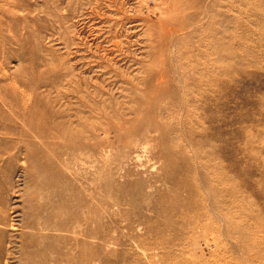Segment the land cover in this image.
I'll list each match as a JSON object with an SVG mask.
<instances>
[{
	"label": "rangeland",
	"instance_id": "1",
	"mask_svg": "<svg viewBox=\"0 0 264 264\" xmlns=\"http://www.w3.org/2000/svg\"><path fill=\"white\" fill-rule=\"evenodd\" d=\"M208 8L213 16L210 31L217 30L220 21L223 25V87L218 100L212 95L213 86L208 90L205 106L210 119L200 121L203 108L198 86L192 90L195 98L191 109L203 132L219 139L217 144L223 139L225 160L230 161L226 155L234 152L236 167L227 162L224 167L236 172L240 191L246 197L244 206L261 216L259 223H248L264 229V0H0V145L10 147L8 155L0 151L5 161L0 165V181L19 186L8 193L15 208L9 215L12 227L21 223L19 188H23L24 180L29 196L37 199L44 190L35 182L48 184L42 203L49 208L55 200L53 187L61 185L70 205L68 213H78L75 205L79 202L80 208L85 206L86 215L90 203L96 211V264H152L151 258L158 261L153 251L143 252L130 245L126 218L135 221L140 216L151 217L150 206L158 203V191L167 189L165 176L176 165L166 153L185 144L192 155L190 144L193 146L199 136L193 139L175 121L168 122L167 112L161 108L150 117L157 121L153 137L129 138L131 128L143 114L128 107L134 103L132 97L143 101L145 93L157 85L169 87L163 77L179 76L180 59L198 39L197 33H192L206 23ZM200 11L201 20L192 21ZM182 34L192 35L185 42V57L179 58L174 56V48ZM85 99L89 103L85 104ZM162 102L159 100L158 105ZM90 103H95L96 109L91 110ZM103 107L109 111L126 108V126L118 119V112L113 117ZM89 111L94 117V131L83 134L81 142L93 145L92 154L74 147L78 144L74 139H82V129L88 130L78 123L86 125ZM163 123L171 127L169 139L162 140L158 135ZM37 127L50 134L42 137ZM19 146L34 153L36 162L24 164ZM130 152L138 159L124 163ZM77 154L84 158L82 164L74 160ZM54 163H59V173L42 171ZM24 169L35 171L30 186L23 178ZM6 232L7 238L15 241L16 231L8 226ZM234 239L224 238L229 245ZM106 240L108 245L104 244ZM6 245L11 253H19L17 246L10 242ZM177 248L172 250L177 253ZM231 254L229 264H264L251 260L242 246H232ZM1 264L21 262L17 254H4Z\"/></svg>",
	"mask_w": 264,
	"mask_h": 264
},
{
	"label": "bare ground",
	"instance_id": "2",
	"mask_svg": "<svg viewBox=\"0 0 264 264\" xmlns=\"http://www.w3.org/2000/svg\"><path fill=\"white\" fill-rule=\"evenodd\" d=\"M207 12L208 19L206 23L199 31L192 33H197L198 39L189 45V53L186 57L183 55L185 42L192 34H182L177 37L174 56L185 57L182 58L183 60L180 59L182 72L180 70L179 76L175 78L170 75L163 77L165 83L170 85L169 87L162 88V84L157 85L155 89H150L145 93L143 101H137L132 97L131 101L134 103H130L128 107L130 110L138 112V114H143L137 119L139 123L131 128L129 138L140 137L146 139L147 137H153L151 133L156 131L153 127L154 122L157 124V121H153V118L150 117L155 115L161 108H165L168 122L170 119L175 121L177 125H180L181 130L186 131L193 139L199 136V140H196L198 138L193 140V146L190 144L189 149L194 148L192 155L189 154L188 147L185 144L176 151L166 153L169 159L173 158L175 160L176 165L174 170L168 172V175L165 176L167 189L158 191V203L150 206L151 217L140 216V219L138 218L135 221L126 218V236L129 237L130 245L138 250H143V252L153 251L152 256H158L159 259L156 261L151 258L152 264H229L230 262L227 259L232 256V246H242V250H248L252 257L251 260L264 261V229L258 225L248 223L249 221L259 223L261 216L248 205H246L247 207L244 206L243 203L246 201V197L240 191L236 172H228L224 167L227 162L234 169L237 158H234V152H230L226 155V158H229L230 161L225 160L223 139L220 144H217L219 139H211L205 131H202L203 126H199L200 121L207 120L209 117L205 106L209 100L208 90L213 86L212 95L218 100L223 87L222 76L224 74V68L220 63L223 61V25H221V21L218 22L217 30L211 32L213 16L209 15V8ZM201 15L202 12L200 11L198 17L191 20H201ZM175 30L179 29L176 28ZM211 37L213 38L212 53L210 52ZM211 60H213L212 66H210ZM197 86L199 88V100L203 108L200 121L195 118V112L191 109L195 98L192 90ZM159 100L164 102L158 105ZM87 103H89L88 100L85 104ZM88 107L91 110L96 109L95 103H90ZM102 110L105 113L109 112L113 117H117L116 113L118 112V119L120 118L121 124L126 126V108L120 107L117 110L109 111V109L103 107ZM134 111L130 113H134ZM86 114L87 117L85 118H88L86 119V125L83 126L78 123L82 128L87 127L88 129L86 132H83L82 129L79 135L81 138L88 131H94L95 127L92 112L89 111ZM53 126H55L54 123ZM170 128V125L162 124L158 132L162 140L164 138L169 139ZM120 129L126 131L124 127ZM39 130L37 127L36 132H39L42 137L50 134V131ZM261 131L263 132V130ZM262 132L259 133L262 134ZM20 140L22 141V139ZM83 140V138L74 139L78 143L74 147L80 150L86 149V153L92 154L93 145L88 146L87 143L81 142ZM27 141L29 139H25V142ZM1 143H3V140L0 139ZM0 148L3 154L8 155L9 146L4 144L0 145ZM60 148H63V146ZM257 148L259 147L257 146ZM18 149L23 154L24 164L31 165L32 162H36L34 153L27 152L26 149L23 151L24 149L22 150L20 146ZM240 150H243V148H240ZM245 153H248V151ZM250 155L252 154L250 153ZM76 156L78 157H75L74 160L82 164L84 158L78 154ZM10 158L12 157L10 156ZM137 159L138 155L130 152L126 155L124 163H131ZM244 159L247 160L246 157ZM4 163V157L0 155V165ZM58 165L59 163H54V166L53 164L46 165L42 171L53 170L59 173ZM22 173L23 178L30 186L35 171L32 173L30 170L24 169ZM246 177L250 179L248 176ZM35 183L38 188L44 191L47 189V183ZM137 186H141V183H137ZM18 187L0 181V264L4 254L5 256L17 254L21 264H96L98 252L95 243L96 228L94 225L97 218H95L96 211L92 203L86 208L87 215L83 211L85 206L82 208L78 206L80 202L75 205L79 209L78 213H68L66 210L70 205L64 193V186L58 185L52 189L55 200L49 208L42 203L46 199L45 192L41 193L40 199H37V196L30 197L29 187L25 186L24 180L23 188H19L20 191L18 190L20 192L19 198L22 197V200H19L21 205L18 213L21 223L17 227H12L9 215L15 208L11 207V198L8 197V193L10 191L14 192ZM153 187H156V185ZM92 195L89 196L91 201L94 200ZM145 197L149 198L148 195ZM8 226L16 231L13 238L15 241L7 238L6 230ZM226 237H233L237 240L234 239V243L229 245L224 240ZM6 242L17 246L19 253H11ZM109 243L106 240L104 244L108 245ZM173 247H178L177 250L180 253H178L179 251L175 253L172 250ZM251 250H253L252 254ZM128 251L132 257L135 256L130 249ZM34 257H38V259L34 260ZM236 260L237 258L234 259L235 263Z\"/></svg>",
	"mask_w": 264,
	"mask_h": 264
}]
</instances>
